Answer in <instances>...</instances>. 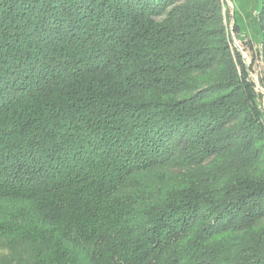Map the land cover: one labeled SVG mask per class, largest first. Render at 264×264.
Returning <instances> with one entry per match:
<instances>
[{"label": "trees", "instance_id": "trees-1", "mask_svg": "<svg viewBox=\"0 0 264 264\" xmlns=\"http://www.w3.org/2000/svg\"><path fill=\"white\" fill-rule=\"evenodd\" d=\"M226 19L0 0V264H264V0L248 66Z\"/></svg>", "mask_w": 264, "mask_h": 264}, {"label": "crops", "instance_id": "crops-1", "mask_svg": "<svg viewBox=\"0 0 264 264\" xmlns=\"http://www.w3.org/2000/svg\"><path fill=\"white\" fill-rule=\"evenodd\" d=\"M261 0H225L229 15L232 17V27L236 25V35L240 40H249L259 44L261 30L257 21V12Z\"/></svg>", "mask_w": 264, "mask_h": 264}, {"label": "rangeland", "instance_id": "rangeland-1", "mask_svg": "<svg viewBox=\"0 0 264 264\" xmlns=\"http://www.w3.org/2000/svg\"><path fill=\"white\" fill-rule=\"evenodd\" d=\"M225 2V0H224ZM261 4V3H260ZM228 11L230 12V8L229 10H227L226 8V13H227V32H228V35L231 39V43L233 46H235L242 54L243 58H244V62L246 64V66H248L250 64V58H249V54H248V50H244V46L246 47L247 45V42H244V41H241L239 39V37L236 35V33H234L232 31V17L229 15ZM254 46H256L257 44H255L254 42L252 43ZM258 68L255 66L254 67V72H250V75L252 77V79L256 82V88H258L259 90H261L263 93H264V88H262L260 85H259V82H258Z\"/></svg>", "mask_w": 264, "mask_h": 264}]
</instances>
